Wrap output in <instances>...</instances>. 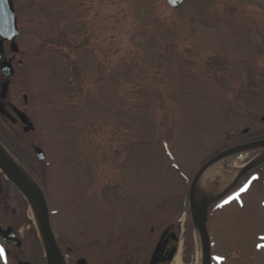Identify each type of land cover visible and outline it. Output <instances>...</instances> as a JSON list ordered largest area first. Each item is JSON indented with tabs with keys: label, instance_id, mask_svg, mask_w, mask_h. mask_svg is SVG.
I'll return each instance as SVG.
<instances>
[{
	"label": "rangeland",
	"instance_id": "1",
	"mask_svg": "<svg viewBox=\"0 0 264 264\" xmlns=\"http://www.w3.org/2000/svg\"><path fill=\"white\" fill-rule=\"evenodd\" d=\"M12 1L18 52L11 95L18 103L23 94L36 101L30 114L36 129L15 137L2 125L3 141L46 193L54 256L63 264L78 257L106 264L107 227L100 217L107 213L121 226L139 224V264H147L167 225L178 239L173 259L202 264L188 187L212 156L241 138L264 135L261 82L251 80L264 69V6L249 0H185L176 9L166 0ZM34 145L45 152L42 162ZM245 184L228 203L218 199L230 187L220 188L206 207L211 264H264V178ZM80 191L92 198V220L73 216ZM0 222L21 242L0 241V264H46L38 218L1 171Z\"/></svg>",
	"mask_w": 264,
	"mask_h": 264
},
{
	"label": "flooded vegetation",
	"instance_id": "2",
	"mask_svg": "<svg viewBox=\"0 0 264 264\" xmlns=\"http://www.w3.org/2000/svg\"><path fill=\"white\" fill-rule=\"evenodd\" d=\"M249 1L251 2V4H260V5L264 6V0H249ZM17 52H13L11 50L10 41L6 40L2 43V54H1V58H0V63L3 60L8 61L12 67V73H11V75H5L4 72L0 68V76H1V79H0V151L3 153V155L6 154L9 158L18 162L22 166V169L24 168V170L28 171V165L24 164L23 161L19 159V157L17 156L18 154L16 155V153H14L15 156H13V154L9 151V150H11V147H9L7 145V143L5 141H3V137H4L5 133H4V129H3L4 127H2V125L6 126L7 129H11L13 131L12 134H14L15 137H16V134H18L20 137H22L25 134L31 133L36 129L35 121L30 116V114L36 109V103H35L36 101L30 100V97H28L24 94L21 95V103H18V98H16L15 101L12 100V95H11L12 81H10V79L12 78V76L14 75V72H15V70L12 66V59H13V55L16 54ZM7 53H9V54H7ZM17 62H18V64L21 63V61H19V60ZM260 75H261V77H258V75L257 74L255 75V73H254L253 78L251 80L253 83H255L256 86L259 85L257 83L261 82L260 83L261 87H262L261 93H262V98H263V102H264V69L262 70ZM248 81L250 82V79ZM4 83H5V85H4ZM41 104L42 105H40V109L45 110V104L43 102H41ZM46 107H49L47 105V103H46ZM54 109L56 110L58 108L55 107ZM18 114H23L27 118L25 123H23L21 121ZM260 120H261V122H264V106H263V114L260 116ZM246 132H248V127L244 128L241 131L242 134H245ZM259 139H264V135L252 136L249 138H241L238 142L235 143V145L244 144V143L254 141V140H259ZM36 148H38L39 151L42 153L41 159L38 158V155L36 154V151H35ZM41 148L38 146H35V145L32 146L33 154L36 157V159L40 162H42L45 159V152ZM256 158H260V161L257 162L254 167L248 169L244 174H242L240 177H238V179L230 186V188L227 190V192L224 195H221L219 197L218 202L226 201V199L229 200V197H232L235 193H238L240 191V189L243 187L244 183H247L248 181H255V180H258L259 178H264V152L253 153V155H251L245 163L252 161ZM252 170H254V171L251 172L250 174H248L246 177V178H248V180L246 182H243L240 185L239 184L240 178H242L245 174H247V172H250ZM1 173H2V176L5 177V175L2 171H1ZM32 177L36 178V176L34 174ZM252 177H256V179L253 180ZM7 181L9 183H11L16 188V186L10 180L7 179ZM42 193L44 195L46 208H47V212H48V206L49 205H48V201L46 198V193H44L43 191H42ZM87 195H88V193L85 191H80L79 193H74L73 198L78 199V200L82 199L83 201L87 202V203L85 202L84 205H82L80 200L79 201L76 200V202L72 203L73 208H74L73 209V211H74L73 216L77 220L81 219V221H86V220L89 221V220H92L91 218L94 216V214L92 213L93 209H90V208H92L91 207V205H92L91 199L92 198L86 197ZM232 200L233 199H231V201ZM88 204H91L90 207L88 206ZM79 205H81V207H79L78 210H80L81 212L78 211L79 213H77V212H75V210H77V207ZM88 210H90L89 214L91 216L87 215V213H85ZM83 211H84V213H83ZM103 215H104V217H103ZM102 217L104 218L102 221V224L107 227L105 232H104L103 240H102L103 245H104L103 259L106 262V264H139L140 248H139V246L135 245V239L138 236L137 229H138L139 224L138 223L131 224L130 225L131 228H127L126 226H121L119 224H116L115 222H112L113 220L109 221V219L107 218V213H104V214L102 213L100 218H102ZM48 218H49V213H48ZM82 219H84V220H82ZM0 226L2 227L1 222H0ZM171 227H172L171 225H167L161 230V232L158 236V239H157V241L154 245V248H153V250H154L155 247L157 245H159V254L162 258H167L169 251L172 248H175L177 250V247L174 243L177 242L178 239L174 235L173 231L171 230ZM2 228H6V227H2ZM150 229H151L150 231H152V228H150ZM116 232H118L117 236H115ZM131 235H132L131 239H129V238L124 239L123 238V236L130 237ZM3 245H5V244H3ZM8 246H10V245H8ZM112 250L114 251V253H112ZM153 250H152V252H153ZM115 252H116V254H115ZM152 252H151V254H152ZM175 252H174V254H175ZM151 254L149 256L147 264L149 263ZM174 254L172 256V259L174 257ZM80 258L85 259L86 264H90L89 259L84 258V257H78L75 260V264H76L77 260ZM171 261H168V262L159 261L157 264H167Z\"/></svg>",
	"mask_w": 264,
	"mask_h": 264
},
{
	"label": "water",
	"instance_id": "3",
	"mask_svg": "<svg viewBox=\"0 0 264 264\" xmlns=\"http://www.w3.org/2000/svg\"><path fill=\"white\" fill-rule=\"evenodd\" d=\"M185 0H166L167 4L172 8H178L183 4ZM17 25H16V15L13 8L12 0H7V3L0 4V58L2 54V43L6 40L10 41V48L13 52H17L18 48L16 46L15 38L17 36ZM0 68L5 75H11L12 67L8 61H1ZM5 85V83H4ZM19 118L23 123L26 122L27 118L23 114H18ZM264 147V139L250 141L244 144L235 145L226 150L218 152L206 162H204L200 168L197 170L193 176L191 183L188 188V204L189 213L191 217V222L194 229L197 231L201 253H202V264H211L210 256V240L208 231L204 224V219L206 216V209L198 210L194 206L193 192L196 186L197 180L200 174L212 163L218 161L219 159L232 155L237 152H241L249 149H258ZM38 158H42V153L38 148L35 149ZM260 158H256L252 161L245 163L232 178V181L226 185L224 188L226 191L242 174H244L248 169L254 167ZM0 170L4 173L5 177L10 180L16 188L21 192L23 197H25L29 202L34 203L38 206L37 218L39 222V232L44 246V256L46 264H52V259L55 253H57V245L54 239L51 227L49 224L48 212L46 208V203L44 195L40 188H38L34 181L25 173V171L18 166L17 162L11 158H5V155L0 151ZM26 175L32 184H27L23 176ZM0 240L5 243L15 247L21 245L20 240L17 238L15 231L11 227L2 228L0 226ZM176 251L172 248L169 251L167 258H162L159 254V245L153 250L148 264H157L159 261L168 262L172 260V256ZM7 253V251H5ZM17 264H29L25 261H19ZM76 264H86L85 259L80 258L77 260Z\"/></svg>",
	"mask_w": 264,
	"mask_h": 264
},
{
	"label": "bare ground",
	"instance_id": "4",
	"mask_svg": "<svg viewBox=\"0 0 264 264\" xmlns=\"http://www.w3.org/2000/svg\"><path fill=\"white\" fill-rule=\"evenodd\" d=\"M264 152V147L258 149H249L241 152L234 153L232 155L223 157L218 161L209 165L204 171L200 174L196 186L193 192L194 206L196 209H206L208 204L214 199V194L222 187L226 186L228 181L232 178L235 171L238 169L236 163L244 159L251 152ZM5 158L7 159V155ZM10 159V158H9ZM12 160V159H11ZM240 169V168H239ZM238 169V170H239ZM237 170V172H238ZM24 180L27 184H32L31 180L24 175ZM30 206L34 215L37 216L38 206L30 202ZM175 259V258H174ZM172 259L170 264H179L178 258L175 260ZM52 264H63L60 257L53 256Z\"/></svg>",
	"mask_w": 264,
	"mask_h": 264
},
{
	"label": "snow or ice",
	"instance_id": "5",
	"mask_svg": "<svg viewBox=\"0 0 264 264\" xmlns=\"http://www.w3.org/2000/svg\"><path fill=\"white\" fill-rule=\"evenodd\" d=\"M173 2H174V0H173ZM3 3H7V0H0V4H3ZM252 179L255 180L256 177H252ZM249 183H250V181H249ZM248 186H249L248 184H245V185L240 189V192H243V191L247 190ZM238 197H239V192H238V193H235L232 197H229V200H231V199H236V198H238ZM224 203H228V201L226 200V201H224ZM217 206L220 207L221 205H217ZM2 255H3V249L0 248V256H2ZM216 259L219 260V259H221V258H220V257H216Z\"/></svg>",
	"mask_w": 264,
	"mask_h": 264
}]
</instances>
